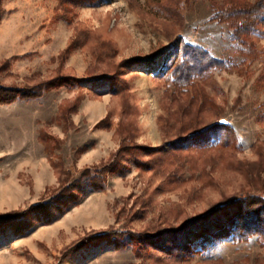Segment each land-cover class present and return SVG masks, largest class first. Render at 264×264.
Listing matches in <instances>:
<instances>
[{"label": "rangeland", "instance_id": "obj_1", "mask_svg": "<svg viewBox=\"0 0 264 264\" xmlns=\"http://www.w3.org/2000/svg\"><path fill=\"white\" fill-rule=\"evenodd\" d=\"M225 1L0 0V87L79 79L0 105V220L27 213L0 223V264H264V34L252 38L258 58L242 53L211 20ZM183 44L233 66L177 90L162 67L178 46L187 58ZM156 56L151 67L119 68ZM117 72L118 92L91 91L89 78ZM90 177L103 188L39 219L33 206ZM241 200L257 214L238 226L261 227L243 241L218 228ZM199 217L204 230L191 223Z\"/></svg>", "mask_w": 264, "mask_h": 264}, {"label": "trees", "instance_id": "obj_2", "mask_svg": "<svg viewBox=\"0 0 264 264\" xmlns=\"http://www.w3.org/2000/svg\"><path fill=\"white\" fill-rule=\"evenodd\" d=\"M61 1L65 3V0ZM211 20L218 24L226 26L231 31V41L238 44L242 53L250 56L253 59L258 58L257 49L252 38L255 34H264V0H255L253 3L248 0H226L224 5L218 6L216 8V11L214 12ZM182 48L183 53L187 56L186 59L182 57L180 58L181 47L178 46L176 47V49H174V51H171L168 55L165 56V61L162 67V70L164 73H166L169 82H171L177 90L183 91L184 89L193 86V84H195V80L202 77L209 71V69H213L216 67L230 68L231 66H233L231 60H217L212 57L210 52L202 50L199 47L183 44ZM157 62V56L149 58L145 61L131 59L121 63L119 68L121 71H124L125 69L131 68L132 65L137 64L144 67H151L153 65H156ZM120 75V72H117L114 75H106L100 78H89V82H91L92 86L91 91L95 92V89L108 86L112 91L118 92L122 87V79L120 78ZM77 82H79V79H72L70 77H57L46 82H42L37 86L26 87L23 89H9L0 87V105H11L20 98L26 100L39 98L42 96L44 89L48 90L53 88H62L65 86L69 87L77 84ZM195 86L200 87L198 83L195 84ZM78 105V103H72L68 105V108L65 107V109L73 110L72 112H76ZM61 113L62 116H65L66 110H61ZM40 137H42L41 139L44 142L45 137L42 135ZM130 148L131 147H129V149ZM127 150L128 149L125 147L123 148V150L121 149L118 155L114 156L110 164L104 166L103 169L98 172L103 176L107 172H109L111 168L119 161H124L122 160V156L123 153ZM88 174V176H90L89 172ZM89 179L90 181L85 183V185L79 182L69 186H65V188H63L62 191L58 195H56L51 202L41 203L40 205L33 206L32 208L36 209V213H43L45 215L44 217L40 216L39 219L43 221L42 219L45 218L47 222H52L57 219L58 216L64 214L66 212V209L78 205L82 193L85 192L84 189L93 188L99 190L103 188L104 183L101 177H90ZM235 202L237 201H233V203ZM231 206L232 208L230 209V212L232 210H236V212H234L230 216L228 215L229 217L227 220V224L222 225L221 227L219 226L218 228H221V230H223L226 234L232 233L233 237H236L238 240L242 241L244 239L251 238V236L254 234H257V232L261 228L260 226L253 227L249 225L246 227L243 224L238 226V223H241L243 221L245 215L248 216L249 213L253 212L257 214V211H253L250 209V212L246 211L245 201H243V203L238 202L237 204H233ZM262 208L264 210V201L260 200L259 209ZM219 211H223V207L211 212L207 216L208 222L216 221L218 219L216 213H218ZM26 214V212H21L10 215L6 219H1L0 223H5L6 226L9 221L11 222L14 218L25 216ZM191 223H199L198 228L200 226H203L204 224H209L203 222V217H199V219L193 220ZM237 227H240V229L246 227L248 233L244 235L240 234L239 232V234L237 232L235 233ZM200 229L204 230L205 227H200ZM179 230L181 231L182 229ZM180 231H178L177 233H180ZM204 235H208L207 232ZM88 241L89 239H83L80 242L76 243L74 247H71L66 251L65 258H68L77 249L85 246Z\"/></svg>", "mask_w": 264, "mask_h": 264}, {"label": "water", "instance_id": "obj_3", "mask_svg": "<svg viewBox=\"0 0 264 264\" xmlns=\"http://www.w3.org/2000/svg\"><path fill=\"white\" fill-rule=\"evenodd\" d=\"M221 124H227L226 120L221 121Z\"/></svg>", "mask_w": 264, "mask_h": 264}, {"label": "crops", "instance_id": "obj_4", "mask_svg": "<svg viewBox=\"0 0 264 264\" xmlns=\"http://www.w3.org/2000/svg\"><path fill=\"white\" fill-rule=\"evenodd\" d=\"M54 178V177H53ZM53 182H55V181H52L51 183H53Z\"/></svg>", "mask_w": 264, "mask_h": 264}]
</instances>
